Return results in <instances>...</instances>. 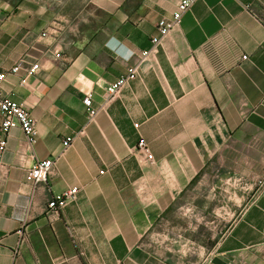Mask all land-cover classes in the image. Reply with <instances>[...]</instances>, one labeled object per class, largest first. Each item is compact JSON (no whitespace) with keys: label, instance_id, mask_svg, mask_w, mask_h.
Segmentation results:
<instances>
[{"label":"crops","instance_id":"obj_1","mask_svg":"<svg viewBox=\"0 0 264 264\" xmlns=\"http://www.w3.org/2000/svg\"><path fill=\"white\" fill-rule=\"evenodd\" d=\"M177 1L0 0L2 91L37 129L7 136L0 264H264V0H196L87 122Z\"/></svg>","mask_w":264,"mask_h":264},{"label":"built area","instance_id":"obj_2","mask_svg":"<svg viewBox=\"0 0 264 264\" xmlns=\"http://www.w3.org/2000/svg\"><path fill=\"white\" fill-rule=\"evenodd\" d=\"M196 0H178L175 10L172 12L169 18H163L158 22L157 30L158 34L151 39V47L148 50L140 52L137 57L136 62L129 66L125 73L119 76L114 82L109 84L106 88V97L104 102L96 107L92 104V95L91 93H86L82 98L86 114L87 122H91L95 119L97 114L104 106L114 100L122 88L128 81L134 79L137 74V69L140 64H142L145 59L148 57L150 52L156 49L159 44L166 38L180 23L181 17L186 12L191 5ZM56 57L60 56L59 52H56ZM247 56H242V59H246ZM22 67V62H18L10 70L12 73H16ZM39 69L38 63H32L26 70V75H34ZM7 72L0 73V165H2V155L6 150L7 145V136L11 129L19 127L24 133L30 146L36 143L37 140V129L34 118L32 117L30 111L22 103L11 100L7 97L2 91V83L6 79ZM26 79H21V83H25ZM73 137H66L62 141L64 148L69 146ZM145 149L144 140L138 142V151ZM55 166V159L47 158L44 160H36L33 165L27 170L26 177L28 181L32 184L33 188H36L38 185L47 183L48 177L52 174ZM259 188H264V165L262 168V176L260 178ZM76 193V188H71L67 191H64L60 194L53 195L47 203V212L51 217L58 216L60 211L65 206V204L74 199Z\"/></svg>","mask_w":264,"mask_h":264},{"label":"rangeland","instance_id":"obj_3","mask_svg":"<svg viewBox=\"0 0 264 264\" xmlns=\"http://www.w3.org/2000/svg\"><path fill=\"white\" fill-rule=\"evenodd\" d=\"M179 220V219H178Z\"/></svg>","mask_w":264,"mask_h":264}]
</instances>
